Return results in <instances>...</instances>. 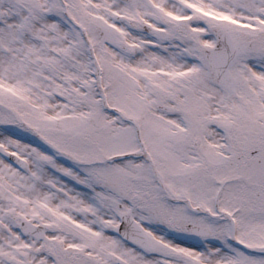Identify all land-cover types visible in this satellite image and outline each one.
Wrapping results in <instances>:
<instances>
[{"label":"snow or ice","instance_id":"obj_1","mask_svg":"<svg viewBox=\"0 0 264 264\" xmlns=\"http://www.w3.org/2000/svg\"><path fill=\"white\" fill-rule=\"evenodd\" d=\"M0 264H264V0H0Z\"/></svg>","mask_w":264,"mask_h":264}]
</instances>
